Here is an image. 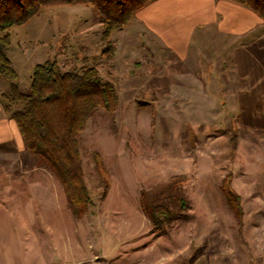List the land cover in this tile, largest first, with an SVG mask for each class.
Returning <instances> with one entry per match:
<instances>
[{
    "label": "rangeland",
    "instance_id": "rangeland-1",
    "mask_svg": "<svg viewBox=\"0 0 264 264\" xmlns=\"http://www.w3.org/2000/svg\"><path fill=\"white\" fill-rule=\"evenodd\" d=\"M131 20L123 32L109 36L110 56L103 53L101 29L88 5L42 7L4 32L5 53L21 92L28 91L34 67L47 60L64 71L96 67L105 73L111 64L118 105L111 114L95 110L80 133L93 202L82 215L72 214L60 183L36 166L19 131L10 143L14 149L0 153V264H199L195 260L215 257L226 247L233 251L225 264L250 256L245 233L252 225L264 227V205L242 196L234 210L221 183L230 174L239 193L260 196L264 133L244 132L234 105L220 103L224 92L212 93L217 100L208 102V92L167 90L177 80H187L190 71L204 78L200 72L211 70L203 56L221 55L229 69L231 50L221 51L198 36V50H190L189 60L173 63L149 35L129 30ZM8 86L0 79V103ZM94 153L104 176L95 167ZM173 176L186 179L189 208L153 226L140 194L151 196Z\"/></svg>",
    "mask_w": 264,
    "mask_h": 264
},
{
    "label": "trees",
    "instance_id": "trees-1",
    "mask_svg": "<svg viewBox=\"0 0 264 264\" xmlns=\"http://www.w3.org/2000/svg\"><path fill=\"white\" fill-rule=\"evenodd\" d=\"M152 0H0V79L9 82L3 95V110L16 123L27 154L37 167L47 169L60 183L74 216L93 206L87 188L80 154V133L91 114L101 109L113 113L118 98L111 82L94 67L64 71L55 61L34 67L28 91L16 85V74L6 55L10 28L24 24L42 7L80 4L94 12L101 29L103 53L113 51L109 36L121 30L131 17ZM245 7L264 19V0H226ZM12 107V108H11ZM14 109V110H13ZM93 162L100 175H106L97 153ZM185 178L171 177L153 189L151 196L141 192V207L153 226L172 221L189 208L183 185ZM227 174L221 191L236 210L239 196L230 186ZM170 199H173L170 201ZM238 213V212H237Z\"/></svg>",
    "mask_w": 264,
    "mask_h": 264
},
{
    "label": "crops",
    "instance_id": "crops-1",
    "mask_svg": "<svg viewBox=\"0 0 264 264\" xmlns=\"http://www.w3.org/2000/svg\"><path fill=\"white\" fill-rule=\"evenodd\" d=\"M131 18L129 30L138 36L149 35L160 49L170 54L173 63H183L189 60L190 50H198L195 47L197 44L195 39L198 36L207 37V43L220 46L221 51L231 50L229 69L221 55L213 59L203 56L211 70L200 72L204 78H197L198 72L190 71L187 73V80H177V83H174V80V84H170L167 90L208 92L210 93L206 96L208 102L217 100L212 93L224 92L226 95L219 101L222 104L230 102L234 105L239 125L244 132L261 131L264 133L263 18L245 7L226 0H152ZM121 30L120 32H123L124 29ZM198 53L202 55L199 51ZM192 59L190 57L191 67H195L197 63ZM213 61L218 62L214 70H212ZM106 65L107 71L99 74L110 82L113 78L114 67L111 64ZM18 131L15 121L4 112L3 105L0 103L1 154L14 149L10 143H13V138L16 139ZM20 146L19 143L18 150L23 151V147ZM261 173L263 179L258 176L261 186L259 197L246 193V190L239 193L235 187L238 189L240 187L231 176V187L240 200L242 196L250 200L257 198L258 203L264 205V168ZM245 235L244 242L251 247L250 256L248 254L245 257L242 256L245 263L235 257L234 263L264 264V227H259L258 224L252 225ZM232 251L233 249L226 247L222 253L213 255L215 257L209 256L208 259L195 261L199 264H225V257H231Z\"/></svg>",
    "mask_w": 264,
    "mask_h": 264
}]
</instances>
